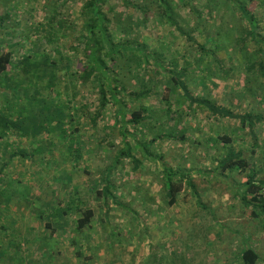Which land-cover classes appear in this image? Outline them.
<instances>
[{
  "label": "rangeland",
  "instance_id": "1",
  "mask_svg": "<svg viewBox=\"0 0 264 264\" xmlns=\"http://www.w3.org/2000/svg\"><path fill=\"white\" fill-rule=\"evenodd\" d=\"M55 1L0 0V50L12 52L14 64L25 54L32 53L38 57L42 50L55 57L50 45L40 47L42 36L38 33L43 8L50 10ZM244 1L255 18L264 20V0ZM71 2L65 5L61 14L63 17L69 14L68 21L74 26L66 32L59 31L55 25L50 30L58 33L54 45L61 47L59 54L69 58L66 70L81 72L85 58L79 44L85 34L81 27L80 5ZM230 8L223 6L219 15L201 10L200 24L195 15L188 14L187 7L179 9L180 26L191 34L197 45H203L208 51L220 48L215 56L223 62L225 70L230 69L228 75L211 62L210 54H200L194 44L186 42L185 36L162 26L153 15L147 24H143L141 16L132 10L124 16L133 23L131 27L136 28L137 36H133L132 30L129 37L135 38L134 47L140 43L144 45L142 53L161 57L162 66L171 58H178L179 68L185 67L181 64L182 58L187 61L190 67H186L182 82L194 97L202 96L236 113L244 112L245 102H253V110L257 112V102L264 92L250 96L246 91L247 75L244 73V68L254 60L257 46L252 40L240 47L233 30L237 31L241 24ZM117 11L122 12L119 7ZM261 28L264 29V23L257 27L258 30ZM217 30L222 32L219 37H216ZM112 32L116 33L114 28ZM257 40L259 42L260 39ZM260 42L264 49V39ZM141 58L138 51L129 57H124L121 52L114 70L126 90L120 98L129 111L140 107L147 110L146 121L138 128L126 126L120 120L115 125L114 106H107L97 125L91 126L88 115L98 108L97 90L90 84L75 86L74 89L57 88L60 96L54 100L69 101L71 114L80 102L92 107L90 111H81L84 116L79 121V131L72 144L80 147V160L76 165L75 158L65 148V142L56 146L43 165L18 158L9 159V166L0 178V264H240L238 253L248 247L241 243L245 223L249 221L247 205L240 202V197L245 195L241 181L246 182V175L240 178L241 174H234L232 180L218 172L214 164L218 153L208 156L212 147L205 143L217 132L228 133L229 128H235V123L211 122L208 112L201 107L194 112L188 111L183 91L166 83L167 79L161 76V72L154 71V64L147 67ZM202 75L206 80L205 89L199 84ZM142 86L150 89L152 94L146 100L128 102L127 94L139 92ZM73 92H77L80 99L72 100ZM2 94L3 90H0V108L5 104ZM162 96L171 102L170 115L166 114ZM119 127L123 128L124 142ZM260 129H255L258 138L264 135ZM243 134L250 141L247 134ZM179 135L190 139L189 142L171 140ZM158 136L172 138L148 144ZM196 140L202 145H197ZM3 142L7 144L3 147L5 158L15 149L30 152L28 142L12 135ZM142 144L149 145L150 162L141 157L144 151L139 150V146ZM126 145L132 150L130 158L123 159L109 174L116 191L107 209L96 198L95 190L104 186L102 181L103 177L106 178V170H112L115 158ZM249 146L250 143L247 146L245 141L240 144L244 150ZM133 157L140 161L136 170H133L131 162ZM165 167L184 175L173 208L166 206L162 187ZM196 170H201L198 177H195ZM187 174L191 177L188 178ZM260 177H264V171ZM188 183L193 185L194 191ZM71 187L80 191L76 200L79 206L91 209L95 214L91 227L80 233L74 229L77 213L72 211L67 217L56 220H50L47 215L49 211L65 206ZM223 198V205H214L215 199L220 202ZM233 199H238L235 205ZM45 224H51V228ZM249 228L260 230L264 236L262 223L254 221ZM261 257L264 259V250Z\"/></svg>",
  "mask_w": 264,
  "mask_h": 264
},
{
  "label": "trees",
  "instance_id": "2",
  "mask_svg": "<svg viewBox=\"0 0 264 264\" xmlns=\"http://www.w3.org/2000/svg\"><path fill=\"white\" fill-rule=\"evenodd\" d=\"M70 2L73 5H80L79 15L83 21L81 27L85 35L79 45L85 58V63L81 66V72H68L66 70L69 58L59 54L61 47L57 44L54 45L58 33L50 30L52 25H55L59 31L63 32L74 26L72 22L68 21L69 14L68 17H63L61 14V10ZM49 3L51 4V2ZM223 6L226 8L231 7L230 9L234 12L237 21L241 24L237 31L233 30L236 32L237 42L240 47L252 40V43L257 46L255 47L256 54L253 62L244 68L246 71L244 73L247 75L245 79L246 91L250 96H254L259 92V79L264 78V49L260 46V40L264 39L262 37L264 32L257 29L260 25V20L249 12L244 0H57L51 5V12L47 7L43 8L42 22L38 24L40 29L38 33L42 36L39 45L41 44L40 47L50 45L54 58L50 56V52L47 53L46 50H42V52H39L38 57L32 53L25 54L14 64L13 53L8 50H0V90H3L2 95L5 103L0 108V178L9 166V159L18 158L43 165L47 162V157H50L56 150V146L61 142H65L66 150L73 155L76 165L78 164L80 147H74L72 144H74L75 137L79 131V121L84 116L81 111H90L92 107L83 101L71 114L73 111L69 108V101L64 103L60 100H54L58 95L60 96L59 90L57 91L59 86H62V89L65 90L74 89L75 86L85 87L90 84L91 88L97 90L98 108L88 115L91 126L95 127L97 125V121L105 113L107 106H114L116 109L114 113L115 125L120 120V123L126 126L129 125L133 128L141 126L146 121L147 110L140 107L129 111V108L120 98V94H126V90L121 84L122 80L118 79V73L115 74L114 71L117 68L121 52L124 57H129L134 56L136 51H138L141 52V57L147 67L151 63L154 64V71L161 72V76L167 79L166 83L169 82L173 87L183 91V96L188 103V111L194 112L197 107H201L208 112V119L211 122L232 121L235 123L237 130L229 128L228 133L217 132L213 138L205 140V143L211 144L210 147H212V151H210L208 156L218 153L214 164L217 167V171L221 174L237 170L238 174L246 175L247 180L243 186L245 195L240 197V199L244 202L247 195L252 196V200L257 207L254 217L262 223L264 228V200L260 195L261 190L264 188V177H260L264 171V152L254 159L261 148L255 129L263 122V116L255 112L234 113L231 108L219 106L207 98L202 96L194 97L182 82V78L186 75V67H190L187 61L182 58L181 64H184L185 67L179 68L178 58H171L164 67L162 66L164 63L161 57H149L142 53L144 45L140 43L137 48L134 47L135 38L129 37L132 30L134 31L133 36H137L135 34L136 28H132L131 24L133 23L126 18L127 16H124L125 13L132 10L141 16L143 24H147L150 16L153 15L155 21L161 23L162 26L174 29L180 35L185 36L186 42L194 44L200 54H210L212 56L211 62L220 66V72L228 75L231 72L230 69L225 70L222 65L223 62L217 60L215 56L220 48L215 47L214 50L208 51L203 45H197L191 34L180 26L182 19L179 15L180 7H187L188 14L195 15L197 22L200 24L202 19L201 10L206 9L205 11L210 15L213 13L219 15ZM118 7L121 8L122 12L117 11ZM1 21L2 19L0 18V24ZM112 28L115 29L116 33L112 32ZM198 31L200 30L198 29ZM124 33L128 39L124 38ZM221 33V31L217 30L216 37H219ZM257 38L260 39V43ZM41 55H43L42 58ZM229 62L232 63L231 61ZM199 84L203 89L206 88V80L203 75L199 77ZM151 94L152 91L150 89L142 86L139 92L129 93L126 98L128 102L146 100ZM71 99L78 100L80 96L77 92H73ZM162 100L165 101L166 114L170 115L172 111L170 100L166 96H162ZM242 131L246 132L251 142L248 148V155L245 154V150L241 149L238 144L240 140H238L237 132ZM119 133L124 142L125 137L122 127H119ZM10 135L18 140L28 142L30 152L26 153L21 149H15V151L8 154V158H5L3 156V147L7 144L3 140ZM171 138L172 136L167 138L165 136L154 137L148 144L152 145L157 140L164 141ZM171 140L189 142L190 139L187 140L184 135H179ZM196 142L198 145L197 140ZM148 144L140 145L139 150L144 151L141 157L145 161L150 162L151 154ZM199 145H202V143ZM235 148H237V151L234 150ZM129 152H132V150L126 145V148L121 150L120 154L115 158L116 161L112 166V170H106V178L108 179L103 177L104 186L100 190H95L96 198L107 209L109 201L114 200L116 191L110 183L109 174L123 159L130 158ZM131 162L133 170H136L140 161L133 157ZM190 177L188 175V178ZM183 178L184 175L178 171L173 173L172 168L165 167L163 169L164 180L162 187L165 192L167 207L173 208L176 205ZM189 185L191 190L194 191L193 185L188 183ZM79 194V190H74L71 187L69 199L65 206L58 207L55 211H49L47 214L49 219L56 220L60 217H67L73 211L78 214V218L75 220V231L80 233L85 228H90L95 214L93 210L82 209L79 206L76 202ZM9 199L11 201V197ZM247 206L249 205L247 204ZM45 225L51 228V224ZM77 255H79L78 252ZM237 258L240 264H257L258 262L257 254L250 248L239 251Z\"/></svg>",
  "mask_w": 264,
  "mask_h": 264
},
{
  "label": "crops",
  "instance_id": "3",
  "mask_svg": "<svg viewBox=\"0 0 264 264\" xmlns=\"http://www.w3.org/2000/svg\"><path fill=\"white\" fill-rule=\"evenodd\" d=\"M259 20H260V24L262 23H264V20H262V18H259ZM261 30H262V32H264V29L263 28H261ZM258 90H259V92H264V78H260L259 79V81H258ZM248 106H246V104H245V110H244V112H242V113H240V114H243V113H245V112H255V113H259V114H261L262 116H263V119H264V93L263 94H261L260 95V98H259V100H258V102H257V104H258V108H259V111H254L253 110V105H255V103L253 104V102H249V103H247V102H245ZM256 107V106H255ZM234 108V107H233ZM234 113H236L235 112V110H234ZM261 128L260 130H259V132H263L264 133V120H263V122H261L256 128ZM262 130V131H261ZM243 133H246L245 131H243L242 133H240V134H238V140H240L239 142L240 143H238L239 145L241 144V143H243L244 141H245V143H246V145L248 146V144L249 143H251L250 141H247L246 140V135L245 134H243ZM242 135V136H241ZM248 136V135H247ZM243 138V139H242ZM248 139H249V137H248ZM257 139H258V143H259V145H260V150H259V152L255 155V157H254V159H256V157L260 154H262V152H264V135L263 136H261V138H258L257 137ZM250 140V139H249ZM234 150H236L237 151V148H235ZM247 149H245V154L246 153H248V150L246 151ZM264 155V154H263ZM204 167H207L206 166V164H204ZM208 169V168H207ZM196 173H197V175H195V177L197 176L198 177V175H199V173L201 172V170H200V172L198 171V170H196L195 171ZM195 173V174H196ZM237 173H239L237 170H232V171H230V172H226V173H223L222 175H227L230 179H232V176L234 175V174H237ZM242 175V176H241ZM240 175V178H242V177H244V175L243 174H241ZM233 180V179H232ZM242 182V184H243V186L245 185V182L244 181H241ZM211 199H213V198H211ZM216 200V202H214V205L215 204H222L223 205V203H224V201H225V199L223 198V199H221L220 200V202H219V200H218V202H217V199H215ZM236 202H238V199H233V203H234V205L236 204ZM240 202H242V201H240ZM244 202H245V205H249V206H247V216H248V218H249V221L248 222H246L245 223V229H244V231H245V233H243V235H244V237H242V239H241V243L245 246H248V247H246V248H250V249H252L256 254H257V256H258V262H257V264H264V259H263V257H261V253L263 252V250H264V242H262V237L264 238V236L263 235H261V232H260V230H258V229H256L255 228V230H250V225L255 221V222H259L254 216V214L257 212V207H256V204H254V202H253V200H252V196L251 195H247L246 197H245V199H244ZM244 202H242V203H244ZM246 202H247V204H246ZM217 204V205H218ZM214 205H212L213 207H214ZM262 232H264V231H262ZM237 237H239V235H236V238ZM243 250V249H242Z\"/></svg>",
  "mask_w": 264,
  "mask_h": 264
},
{
  "label": "built area",
  "instance_id": "4",
  "mask_svg": "<svg viewBox=\"0 0 264 264\" xmlns=\"http://www.w3.org/2000/svg\"><path fill=\"white\" fill-rule=\"evenodd\" d=\"M264 200V188L261 190V194H260Z\"/></svg>",
  "mask_w": 264,
  "mask_h": 264
}]
</instances>
